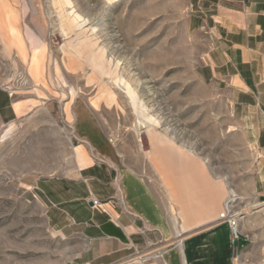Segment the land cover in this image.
<instances>
[{
	"label": "rangeland",
	"instance_id": "obj_1",
	"mask_svg": "<svg viewBox=\"0 0 264 264\" xmlns=\"http://www.w3.org/2000/svg\"><path fill=\"white\" fill-rule=\"evenodd\" d=\"M209 47L188 0H0V264H98L85 260L89 238L59 203L65 184L100 159L77 137V105L115 147L112 165L138 173L167 208L153 136L203 162L238 213L242 245L231 264H264V237L252 227L264 228V214L245 217L259 208L256 153L226 91L200 75ZM95 199L92 207L108 213ZM161 244L129 243L105 264H168Z\"/></svg>",
	"mask_w": 264,
	"mask_h": 264
},
{
	"label": "crops",
	"instance_id": "obj_2",
	"mask_svg": "<svg viewBox=\"0 0 264 264\" xmlns=\"http://www.w3.org/2000/svg\"><path fill=\"white\" fill-rule=\"evenodd\" d=\"M188 7L191 25L204 29L210 41L200 75L226 91L233 119L256 153L253 198L259 208L245 217L259 218L264 214V0H188ZM75 114L77 137L87 140L100 159L81 168L82 179L65 184L66 197L59 203L89 238L85 260L117 261L125 255V245L158 239L168 264H231L239 245L228 223L219 219L229 189L218 175L203 162H187L174 144L153 136L157 172L170 194L167 208L138 173L112 165L115 147L89 108L77 105ZM74 185L81 190L76 197L68 191ZM91 194L108 213L92 207ZM252 227L258 238L264 237L260 222ZM184 233L178 244L176 238Z\"/></svg>",
	"mask_w": 264,
	"mask_h": 264
},
{
	"label": "built area",
	"instance_id": "obj_3",
	"mask_svg": "<svg viewBox=\"0 0 264 264\" xmlns=\"http://www.w3.org/2000/svg\"><path fill=\"white\" fill-rule=\"evenodd\" d=\"M94 205L98 204V200L95 199L93 200ZM238 214L233 211L232 206L230 204V201L227 200L224 205L223 211L220 213L219 219L226 221L230 227L231 233L233 240H238L239 239V219H238Z\"/></svg>",
	"mask_w": 264,
	"mask_h": 264
},
{
	"label": "bare ground",
	"instance_id": "obj_4",
	"mask_svg": "<svg viewBox=\"0 0 264 264\" xmlns=\"http://www.w3.org/2000/svg\"><path fill=\"white\" fill-rule=\"evenodd\" d=\"M10 129H11V127H10L8 130H10ZM5 134H6V133H5ZM232 191H233V190H232ZM236 214H238V213H236ZM180 240L182 241V239H180ZM180 240H178V244H179V241H180ZM182 243H183V242H182Z\"/></svg>",
	"mask_w": 264,
	"mask_h": 264
},
{
	"label": "water",
	"instance_id": "obj_5",
	"mask_svg": "<svg viewBox=\"0 0 264 264\" xmlns=\"http://www.w3.org/2000/svg\"><path fill=\"white\" fill-rule=\"evenodd\" d=\"M234 244L237 245L238 244V240H234Z\"/></svg>",
	"mask_w": 264,
	"mask_h": 264
},
{
	"label": "trees",
	"instance_id": "obj_6",
	"mask_svg": "<svg viewBox=\"0 0 264 264\" xmlns=\"http://www.w3.org/2000/svg\"><path fill=\"white\" fill-rule=\"evenodd\" d=\"M240 243H241V239H238V245H240ZM246 243V242H245Z\"/></svg>",
	"mask_w": 264,
	"mask_h": 264
}]
</instances>
